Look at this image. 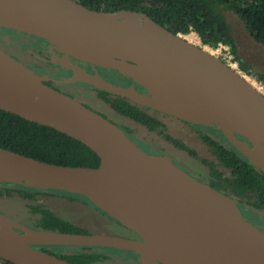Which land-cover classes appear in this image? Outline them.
I'll list each match as a JSON object with an SVG mask.
<instances>
[{
	"label": "water",
	"instance_id": "95a60500",
	"mask_svg": "<svg viewBox=\"0 0 264 264\" xmlns=\"http://www.w3.org/2000/svg\"><path fill=\"white\" fill-rule=\"evenodd\" d=\"M0 27L47 41L83 63L122 73L148 95L76 71L79 81L132 104L192 125L218 127L264 173V95L184 35L173 34L146 14L97 12L75 0H0ZM0 110L69 134L101 160L97 169L85 170L0 149L1 185L85 197L140 238L34 230L0 213V260L72 264L34 247H94L132 252L143 264H174L161 245L163 234L188 241L194 255L183 256L202 264H264V232L243 216L234 200L187 175L168 158L147 154L121 128L47 86L1 49ZM235 135L251 143L254 151ZM119 165L137 175L136 186L122 179ZM34 178L52 185L43 186ZM144 181L168 188L173 199L149 192Z\"/></svg>",
	"mask_w": 264,
	"mask_h": 264
},
{
	"label": "trees",
	"instance_id": "16d2710c",
	"mask_svg": "<svg viewBox=\"0 0 264 264\" xmlns=\"http://www.w3.org/2000/svg\"><path fill=\"white\" fill-rule=\"evenodd\" d=\"M75 1L87 9L97 12L114 13L125 10L146 14L156 24L175 35L187 36L191 33H196L202 44L213 50L218 49L221 45L227 46L234 54L240 70L244 74L254 77L258 83L264 86V71L254 70L239 57L232 28L225 16L226 12H231L238 16L247 31L252 35L254 41L264 46V0ZM96 91L99 97L108 103L115 112L144 125L150 132H155L177 149L187 152L193 158H197V153L194 150L190 149L182 141L172 137L163 123L141 111L138 106L121 98L113 100L108 93L100 90ZM131 133V130L127 129V134ZM202 138L204 142L212 147L221 165L231 169L232 177L228 181L235 195L240 197L251 210L264 214V173L257 171L248 158L243 157L241 153L240 155L237 152L233 153L224 149L207 136ZM0 149L58 166L94 170L101 164L99 156L93 150L69 134L53 127L30 122L2 110H0ZM200 162L208 167L213 175H220L214 163H209L204 159L200 160ZM40 196H60L71 201L81 200L100 211L89 199L69 192L45 191L27 185L0 184L1 198H19L24 201L31 213L36 216L30 225L22 223L23 225L41 231L79 235L90 234L84 229L58 217L45 206L37 204ZM119 225L122 226L121 224ZM123 228L126 229L125 227ZM34 249L56 256L72 264L105 263L111 260L112 255L123 252L115 249L94 247H34Z\"/></svg>",
	"mask_w": 264,
	"mask_h": 264
},
{
	"label": "flooded vegetation",
	"instance_id": "af4514ba",
	"mask_svg": "<svg viewBox=\"0 0 264 264\" xmlns=\"http://www.w3.org/2000/svg\"><path fill=\"white\" fill-rule=\"evenodd\" d=\"M0 49L2 51H4L5 53H7L8 55H10L11 57L20 61L27 68L32 70L36 75L41 77L42 81L47 86L53 88L54 90H56L60 93H63V94L68 95L72 98L78 99L87 108H89L93 111H96L97 113L102 115L104 118H106L107 120H109L110 122H112L113 124L118 126L119 128H121L125 132V134L140 149H142L147 154H149L151 156L159 157V158H165V157L169 158L164 152L159 151L154 147L148 148L146 142H144L142 139L138 138L136 133L132 129L125 127L124 123L120 122V119H123L124 121H130L133 124H136V125H139V126L146 128L144 125L136 123L133 120L126 118V117L120 115L119 113L115 112L110 107V105L108 103H106L104 100H102L99 97V95L96 91L98 89H96L95 87H93L87 83H81L79 81H76V79L78 77V74L76 73V71H79V72L85 73L86 75H89L91 77H95L96 75H99L106 82L117 85V86L132 87L134 85V87L139 92L147 93L146 90H144L142 87L135 84L134 82L127 80V79L125 80V76L122 73H119L117 71L113 72L111 70H105V69H102V68H99L96 66H92L90 64L83 63V62L78 61L77 59H75L71 56H68L67 54L62 52L59 48H57L56 46L50 45L47 41H44L42 39H39V38H36L33 36H28L24 33H19L17 31L7 29V28H3V27H0ZM56 55L58 56V59L60 61H63V63H65L64 65H62L56 61V59H55ZM84 90H91L93 92H96L97 96L114 111V112H111L113 114H110V112H106L104 110H101V109L97 108L96 106H93L92 104H90L88 101L81 98L80 96ZM110 98L114 100V99H117L119 97H116L114 95H110ZM140 109H141V111H144L149 116L156 118V117L152 116L149 113V111H147L146 109H143V108H140ZM156 113L167 115V116H170L176 120H179L178 118L173 117L169 114H165L163 112H156ZM156 119L159 120L161 123H163L160 119H158V118H156ZM179 121L181 123H183L184 125L192 128L193 130L194 129L201 130V132L197 134L198 141L201 144L202 148L206 149L208 157L213 162L209 161L207 159H204V160H207L209 163H211V162L214 163L217 167L216 168L217 171L219 172V174L221 176L220 175L219 176L213 175L212 172L210 171V169L200 162V160H202V159L198 157V154H197V158L199 159V162L202 164V167H205V170H206L205 172L202 171L201 169H198L199 172L195 171L193 169H192L193 170L192 171L188 168L189 167L188 165H187L188 166L187 167L186 165H184L182 163H176L174 160H172L170 158L171 161L174 163V165L178 169H180L181 171L186 173L187 175H189L192 178L199 181L200 183H203V184L219 191L220 193L228 196L232 200H234L236 202V204L238 205L239 209L241 210L243 216L250 223H252L255 227H257L260 231L264 232V214L263 213H257L256 211L251 210L243 202V200L240 197H237L235 195V192H234L233 188L230 186L229 181H228L232 177L231 169L221 165V163L218 161V158L215 155L212 147L208 143L204 142L202 137L207 136L209 139L213 140L215 143L222 146L224 149H227L233 153L234 152H237L239 154L241 153L243 155V157H246V156L238 149V147L233 143V141L230 140L229 136L225 132L221 131L218 127H216V126H201V125L197 126V125H192V124L183 122L181 120H179ZM165 127L167 128L166 125H165ZM127 129L131 130L132 133L127 134ZM167 131H168V128H167ZM152 133H155V132H152ZM235 138L238 139V141H240L241 143L248 145L251 149H254V147L251 145V143H249L246 139H244L238 135H235ZM175 139L180 140L178 138H175ZM180 141H182V140H180ZM169 144H171V143H169ZM189 148L194 150L191 147H189ZM178 150L182 151L180 149H178ZM183 152H185V151H183ZM191 158H193V157H191ZM255 169L259 172H262V170H260L256 167H255ZM10 218H11V216H10ZM131 235H133V234H131ZM133 236H134L133 238L135 240H140V238L137 237L136 235H133Z\"/></svg>",
	"mask_w": 264,
	"mask_h": 264
},
{
	"label": "rangeland",
	"instance_id": "374dc122",
	"mask_svg": "<svg viewBox=\"0 0 264 264\" xmlns=\"http://www.w3.org/2000/svg\"><path fill=\"white\" fill-rule=\"evenodd\" d=\"M225 16L232 28V32L237 45L238 55L241 58V60H243L248 65H250L256 71L259 72L264 71V46H261L254 41L252 35L247 31L244 23L240 20L238 16H236L234 13L231 12H226ZM190 35H195L198 38L199 41L196 44V46L204 47L208 52H210L214 56L224 61L226 55V51L224 48L226 46L221 45L219 46L218 49L213 50L208 46H204L196 33H191ZM190 35H187L186 37ZM229 52H231L230 48H229ZM231 54L234 56L232 52ZM55 59L58 63L60 62L63 63V61H60L58 59L57 55ZM241 74L242 77H246L247 79H250L253 83H255L257 87L261 88L262 92L264 91V86L258 83L254 77H250L244 74L243 72H241ZM126 79L130 80L127 77H125V80ZM76 81L79 80L76 79ZM122 88H127V89L134 88L136 91H138L134 87V85L132 87L126 86ZM139 93L148 95V93H142V92ZM261 94L264 95V92ZM80 97L88 101L93 106H96L97 108L104 110L106 112H110V114H113L111 112H114L107 104H105L97 96L96 92H93L91 90H84ZM138 107L146 109L147 111H149V113L152 116L160 119L167 126L169 134H171L175 138L182 140L189 147L193 148L197 152L199 158L212 161L208 157L206 149L202 148L201 144L198 141L197 134L200 133L201 130L199 129L193 130L192 128L181 123L179 120H176L167 115L156 113L161 111L152 109L150 107H141V106ZM120 122L124 123L125 127L132 129L136 133L138 138L146 142L148 148L154 147L157 150L164 152L169 157L168 159L170 161L172 159L176 163H182L186 166L188 165L189 167L188 166L187 167L190 170L193 169L199 172L198 169H201L204 172L206 171L205 167H202V164L199 162L198 158H191L186 152L179 151L171 144L163 140L162 137L159 136L158 134L149 132L146 128L133 124L130 121H124L123 119H120ZM251 150L254 151V149ZM37 204L45 206L46 208L50 209L53 213H55L58 217L84 229L90 234L115 236V237H122L125 239L135 240L133 238L134 236L131 235L132 233L129 232V230L124 229L107 214H106L107 216L103 214L104 212L101 211L99 208L98 209L101 212L96 210L94 207L85 204L81 200L71 201L67 198H63L60 196H40L37 200ZM0 213L8 217L11 216V219L17 221L20 224L23 223L30 225V223H32L31 221L36 218V216L33 215L30 209L26 206L24 201L20 200L17 197L12 199L0 197ZM0 264H5V263L0 260ZM100 264H143V261L141 260L140 256H138L137 254L123 251L119 254L112 255L110 261Z\"/></svg>",
	"mask_w": 264,
	"mask_h": 264
},
{
	"label": "bare ground",
	"instance_id": "6f19581e",
	"mask_svg": "<svg viewBox=\"0 0 264 264\" xmlns=\"http://www.w3.org/2000/svg\"><path fill=\"white\" fill-rule=\"evenodd\" d=\"M186 40L194 45H196L198 43V38L195 35H190L188 37H186ZM205 49V48H204ZM206 50V49H205ZM153 72L158 76V77H162L163 73L158 71L157 69H153ZM240 74V73H239ZM242 76V74H240ZM251 86H253L254 88H256V90H258L260 93L262 92V89L257 87L255 85V83H253L250 79H247L246 77H243ZM120 167V172L119 174H121L122 179L130 184V185H134L136 186L137 184V175L126 170L125 168H123L124 166L119 165ZM118 174V173H117ZM118 174V175H119ZM35 179V178H34ZM39 184L49 187L52 184L44 181V180H39V179H35ZM143 185L145 188H147L149 190V192L155 194L156 196L163 198L165 200L171 201L173 199V194L172 192L163 186L160 185H155L151 182L148 181H144ZM205 208V206H203ZM160 238V242L161 245L164 249V251L166 252V254L169 255L171 261L174 264H202L197 258L195 257H185L183 256L182 253H189L191 256L194 255L193 251L191 250L192 245L188 242V241H175L172 237H167L163 234L159 235ZM176 254H179L176 256ZM182 254V255H181Z\"/></svg>",
	"mask_w": 264,
	"mask_h": 264
},
{
	"label": "built area",
	"instance_id": "2783aa9c",
	"mask_svg": "<svg viewBox=\"0 0 264 264\" xmlns=\"http://www.w3.org/2000/svg\"><path fill=\"white\" fill-rule=\"evenodd\" d=\"M225 51H226V55H225V58H224V61L231 69H233L236 73H240L241 74V70H240V67H239V64L238 62L235 60L234 56L231 54V52H229V47H225L224 48ZM239 74V75H240Z\"/></svg>",
	"mask_w": 264,
	"mask_h": 264
}]
</instances>
